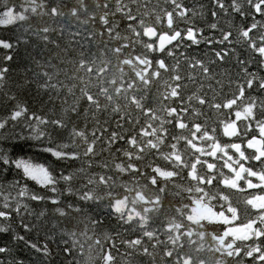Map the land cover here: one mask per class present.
<instances>
[{"label": "trees", "instance_id": "16d2710c", "mask_svg": "<svg viewBox=\"0 0 264 264\" xmlns=\"http://www.w3.org/2000/svg\"><path fill=\"white\" fill-rule=\"evenodd\" d=\"M9 10L0 264H264V208L222 185V153L236 172L232 144L264 127V0H0ZM149 28L180 38L158 52Z\"/></svg>", "mask_w": 264, "mask_h": 264}, {"label": "flooded vegetation", "instance_id": "af4514ba", "mask_svg": "<svg viewBox=\"0 0 264 264\" xmlns=\"http://www.w3.org/2000/svg\"><path fill=\"white\" fill-rule=\"evenodd\" d=\"M250 114L251 112H249V116ZM226 129H228L230 133H228ZM225 130H226L228 137L237 136L235 132H232L230 126L226 125ZM253 137H257L261 139L264 145V127L259 128L257 132L251 136L247 135V139L245 140V142ZM241 151H242V154L245 156L244 158L245 159L247 158L245 161L246 165H249V164L257 165L260 162L264 164V160H260V161L254 160L255 153H253L252 151L247 150V155H246V150L242 149ZM222 154L226 156V160H227V162H224V170L230 172V174L231 173L235 174L232 155L228 154L227 152L225 153L223 152ZM241 165L242 164H240V166ZM246 185H250L252 187L251 190H248V189L246 190V187H245V190L247 191V193H251L250 198L248 200V204L254 207L255 209L264 208V176L244 165V170L242 171L238 182L234 181V175H233V187L238 189V188H243Z\"/></svg>", "mask_w": 264, "mask_h": 264}, {"label": "water", "instance_id": "95a60500", "mask_svg": "<svg viewBox=\"0 0 264 264\" xmlns=\"http://www.w3.org/2000/svg\"><path fill=\"white\" fill-rule=\"evenodd\" d=\"M170 21L169 17H167V27H170ZM145 37L147 39H155L156 43V49L158 51H163L165 48L171 46L174 44L177 40L180 34L178 32H174L173 34H167V33H161L157 35L155 30L153 28H149L144 33ZM185 39L188 41H192L194 39L192 32L185 35ZM244 150H249L255 153V161L264 160V145L263 141L257 137L250 138L248 141H246L243 145ZM242 147L240 144L236 143L231 146V151L239 157L241 160L244 159V156L242 155ZM209 169L212 167L209 166ZM243 171V167H239L236 171V174L234 176V181L238 182L241 176V173ZM223 186H233L232 182L225 181L222 183ZM251 190L252 187L250 185H246V190Z\"/></svg>", "mask_w": 264, "mask_h": 264}, {"label": "rangeland", "instance_id": "374dc122", "mask_svg": "<svg viewBox=\"0 0 264 264\" xmlns=\"http://www.w3.org/2000/svg\"><path fill=\"white\" fill-rule=\"evenodd\" d=\"M14 18H15V16H14L13 12L9 10V11L5 12L4 14H2V16L0 17V23L11 22L12 20H14ZM226 130L228 131V129H226ZM228 133H230V131H228ZM29 166H30V172H31V174L29 176L35 178L36 180L46 181V177L44 175V170L42 168L33 167L31 165H29ZM231 181L233 182V177H231Z\"/></svg>", "mask_w": 264, "mask_h": 264}, {"label": "snow or ice", "instance_id": "6c2138e0", "mask_svg": "<svg viewBox=\"0 0 264 264\" xmlns=\"http://www.w3.org/2000/svg\"><path fill=\"white\" fill-rule=\"evenodd\" d=\"M0 160L3 161L4 165H8L9 164V159H8L7 156H0ZM11 163H13L15 165V167H17V168H21L22 167L24 169L26 175H30L31 174L30 166L25 164L24 161H21V160L17 159V160L11 161ZM3 215H4V213L0 212V216H3Z\"/></svg>", "mask_w": 264, "mask_h": 264}, {"label": "clouds", "instance_id": "9594fccd", "mask_svg": "<svg viewBox=\"0 0 264 264\" xmlns=\"http://www.w3.org/2000/svg\"><path fill=\"white\" fill-rule=\"evenodd\" d=\"M51 151V150H49ZM52 155H57L56 153H52ZM43 167V165H41ZM44 175L46 177V181L37 180L36 183L40 186H47L49 184L54 185L56 183V177L53 172L49 171L48 168H44Z\"/></svg>", "mask_w": 264, "mask_h": 264}, {"label": "bare ground", "instance_id": "6f19581e", "mask_svg": "<svg viewBox=\"0 0 264 264\" xmlns=\"http://www.w3.org/2000/svg\"><path fill=\"white\" fill-rule=\"evenodd\" d=\"M174 32H178V31H174ZM178 33H179V32H178ZM172 34H173V33H172ZM179 34H180V33H179ZM179 38H180V36L178 37V39H179ZM148 40H155V39H148ZM177 41H178V40H177ZM177 41H176V42H177ZM176 42H175V43H176ZM155 46H156V43H155ZM167 48H168V47H167ZM167 48H165L164 50H166ZM164 50H163V51H164ZM157 51H158V50H157ZM158 52H162V51H158ZM237 135H238V134H237ZM233 144H236V143H233ZM233 144H232V145H233ZM238 159H239V161H240L241 164H242L240 167H243V170H244V165H243V163L246 161V159L244 158L243 160H241L239 157H238ZM208 169H209V168H208ZM209 170H211V169H209Z\"/></svg>", "mask_w": 264, "mask_h": 264}]
</instances>
